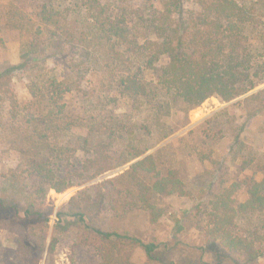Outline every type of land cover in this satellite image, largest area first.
Returning <instances> with one entry per match:
<instances>
[{"label": "trees", "instance_id": "obj_1", "mask_svg": "<svg viewBox=\"0 0 264 264\" xmlns=\"http://www.w3.org/2000/svg\"><path fill=\"white\" fill-rule=\"evenodd\" d=\"M32 1L36 23L29 21L34 28L22 41L20 61L0 71V107H6L0 127L21 156L0 189V226L16 234V257L38 263L49 191L62 193L131 163L94 194L72 197L57 216L94 234L98 264H139L136 249L145 254L142 264H175L164 257L171 250L166 242L145 241L122 225L95 228L88 220L109 207L117 217L143 210L156 224L167 212L159 201L189 194L180 169L167 166L161 150L148 151L186 125L189 112L208 98L229 102L264 83V0ZM56 56L68 58L65 77L45 66ZM16 73L26 74L24 101L14 93ZM90 75L97 82L87 88ZM71 97L82 103L79 111ZM247 99L252 115L264 112V88ZM141 112L143 119H134ZM260 171V179L221 183L202 211L206 237L235 264L264 256V231L249 221L264 213V158ZM241 190L247 197L238 202Z\"/></svg>", "mask_w": 264, "mask_h": 264}, {"label": "rangeland", "instance_id": "obj_2", "mask_svg": "<svg viewBox=\"0 0 264 264\" xmlns=\"http://www.w3.org/2000/svg\"><path fill=\"white\" fill-rule=\"evenodd\" d=\"M33 13L32 0H0V71L19 63L22 41L34 28L29 22H35ZM45 66L59 77L69 73L66 56L51 57L45 61ZM86 79L83 85L87 88L97 82V77L92 75ZM26 84V74L16 73L12 86L20 101L29 98ZM262 88L264 83L229 102L218 97L208 98L189 112L186 125L148 151L161 150L166 165L180 169L189 193L182 197L175 194L159 201L158 205L167 209L159 223H151L143 210H134L117 217L115 211L107 207L89 219V224L103 230L122 225L145 241L166 242L171 250L164 257L175 264H235L233 255L206 237V221L202 211L221 183L229 185L248 177L262 178L260 162L264 158V112L252 115L255 106L247 99ZM70 101L71 108L77 111L83 106L77 97H71ZM125 103L121 100L120 111L127 109ZM5 109L0 107V115L6 113ZM144 115L141 112L133 117L140 121ZM20 162V154L0 127V189L8 186L9 180L5 176L8 169ZM245 162L250 163L247 168L242 167ZM130 164L77 183L62 193L49 191L45 208L50 213V219L44 226V250L36 264H98L94 234L80 224L60 221L57 213L72 197L85 190L94 194L98 184L122 173ZM246 197L244 190L237 194L238 202H243ZM16 202L18 209L23 212L26 207L22 196H17ZM249 221L264 231V213L253 215ZM177 223L182 226V230H178ZM8 227L0 226V264H21V260L16 257L19 245L17 236ZM133 260L144 263V252L136 249ZM254 264H264V256Z\"/></svg>", "mask_w": 264, "mask_h": 264}]
</instances>
